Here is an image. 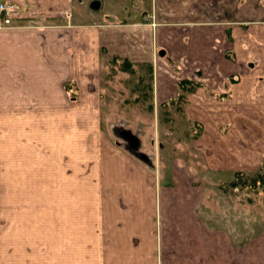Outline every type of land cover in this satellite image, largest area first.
Instances as JSON below:
<instances>
[{
  "label": "crops",
  "instance_id": "obj_1",
  "mask_svg": "<svg viewBox=\"0 0 264 264\" xmlns=\"http://www.w3.org/2000/svg\"><path fill=\"white\" fill-rule=\"evenodd\" d=\"M5 1L22 15L0 28V264H264V187L231 184L263 174L264 0H151L133 22L103 0ZM116 56L151 100L130 109L196 120L194 141L160 127L156 160L122 128L103 166Z\"/></svg>",
  "mask_w": 264,
  "mask_h": 264
},
{
  "label": "rangeland",
  "instance_id": "obj_2",
  "mask_svg": "<svg viewBox=\"0 0 264 264\" xmlns=\"http://www.w3.org/2000/svg\"><path fill=\"white\" fill-rule=\"evenodd\" d=\"M103 1L105 2L104 3L105 12H101L102 10L101 8L96 13H98V15H99V12L104 13L105 15L104 18L106 20H110L111 22H121V21L133 22L137 20L139 16H142V13H141L142 8H147V9L151 8V0H103ZM91 2H93V0ZM91 2L90 4H87L85 7L86 9L93 11V8H92L93 6ZM94 11H97V10H94ZM122 61H123V57H121L120 59V57H117V56L114 57V61L112 62L105 61L106 65L104 66V72H105L104 76L106 78H104V83L107 85L104 87L106 88V92L108 91L109 88L110 89L113 88L116 93H108V92L104 93V98L106 99L105 102L111 103L112 106L116 108V110H107L106 112H108L109 114L99 117L101 128L103 129L102 131L104 133V136L106 135V137L103 136V133L100 134L102 137L103 143L101 142L99 144L103 146V149L102 150L100 149L99 152L102 153L104 157L98 156V160L102 161L103 158L105 157L115 158L116 155L122 154V151H124V147L123 146L119 147V145L117 144V141H120V142L123 141V139L118 136V134H121L122 132L123 134H125L122 128L132 129V131L135 133H138V131L140 130L143 136V140H142L143 145H142L141 150L151 155L154 154L156 160H158L157 157H158V152L160 150V141L164 140L162 139V135H163L162 129L163 128H160V127H166L167 125H172V127L170 128V131L178 130L179 133L185 136L179 139V142L182 141L183 143H188V142L191 143L192 141H194L193 136L197 135L199 132V128H198L199 126L196 124L197 123L196 120H192L189 117L186 118L178 114L153 115L151 113L150 114L148 113V115L147 114L141 115V114H135L134 112H136V110L130 109L131 108L130 105L138 101L149 106L151 100H148L146 97L143 98L144 96L141 94L137 95L141 97L140 100H136L133 97L137 94V92H132V93L127 92L128 89L135 87V84L130 83V81L128 80V78L132 77L134 73L132 72L133 69H130V68L128 69V67L125 65L124 67H122ZM139 70L141 71L140 68ZM144 71L146 70L144 69ZM209 96L210 97L214 96V94L209 93ZM181 97H184V96H181ZM179 101H181V104H182L185 100L183 99ZM152 103H154V101ZM174 105H178V103H175ZM168 106L170 105H167L165 107H168ZM172 107H176V106L172 105ZM177 124H180L182 127H175L177 126ZM194 127L196 128L194 129ZM115 129H116L117 134L115 133ZM159 129L161 130L160 132H159ZM154 130L156 131L153 132ZM222 130L223 132H226V127H222ZM159 134L161 136H159ZM130 136L134 139V142H136V143L132 142V144L136 146L137 149H139L138 148L139 141H136L137 139L136 136L132 134H130ZM152 142H153V146H152ZM114 158L112 160H114ZM108 161L107 160L102 161L104 162L103 166H106L108 168L109 167ZM93 163L94 162H91L92 173L94 171ZM113 165L114 164L112 163L111 167ZM161 166L162 165L160 163L155 164L154 170L156 173L159 171V169L162 168ZM166 167L171 168V165H167ZM262 167L263 168L261 170L263 171V174H260L257 177H256L257 173L255 175L253 174L254 176L252 175L249 177H246L242 174H238V180L236 179L233 183H235L239 187H244L245 189L247 188L255 189L256 187H261V188L264 187V183L258 184L259 177L261 179H264V162L262 164ZM95 174H97V170H95ZM97 181L96 180L94 181L93 176H92V186H94L93 184H97ZM261 182L263 181L261 180ZM231 184L230 183L223 184L222 186L231 187L232 186ZM162 185H164V181H162ZM91 191H92L91 194L93 195L94 193H93L92 188H91ZM251 195H252L251 196V202H252V199H254L256 195L254 194H251ZM36 198H37V201H34L33 197H27V201H29V203H32L31 206H34L35 204H40L42 202V199H43L42 205L49 204L48 196L46 197L40 196ZM2 199L3 197L0 196V200ZM94 199H95V202L93 203ZM91 202H92V209L90 212L91 219L97 220L98 213L97 211H95V209L97 208V206H95V203L97 202L96 197L95 198L94 196L91 197ZM252 203H255V201H253Z\"/></svg>",
  "mask_w": 264,
  "mask_h": 264
},
{
  "label": "built area",
  "instance_id": "obj_3",
  "mask_svg": "<svg viewBox=\"0 0 264 264\" xmlns=\"http://www.w3.org/2000/svg\"><path fill=\"white\" fill-rule=\"evenodd\" d=\"M22 15V9L14 2L0 0V28L13 25Z\"/></svg>",
  "mask_w": 264,
  "mask_h": 264
},
{
  "label": "water",
  "instance_id": "obj_4",
  "mask_svg": "<svg viewBox=\"0 0 264 264\" xmlns=\"http://www.w3.org/2000/svg\"><path fill=\"white\" fill-rule=\"evenodd\" d=\"M93 7H95V8H98V2L96 1V2H94L93 3V5H92ZM130 143H136V142H134V139L132 138V137H130ZM136 141H138V139H136ZM133 145V144H132ZM134 146V145H133ZM134 147H136V146H134Z\"/></svg>",
  "mask_w": 264,
  "mask_h": 264
},
{
  "label": "trees",
  "instance_id": "obj_5",
  "mask_svg": "<svg viewBox=\"0 0 264 264\" xmlns=\"http://www.w3.org/2000/svg\"><path fill=\"white\" fill-rule=\"evenodd\" d=\"M233 184H235V183H233Z\"/></svg>",
  "mask_w": 264,
  "mask_h": 264
}]
</instances>
